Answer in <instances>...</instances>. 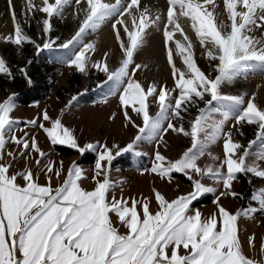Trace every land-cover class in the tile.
Wrapping results in <instances>:
<instances>
[{"label":"snow or ice","instance_id":"obj_1","mask_svg":"<svg viewBox=\"0 0 264 264\" xmlns=\"http://www.w3.org/2000/svg\"><path fill=\"white\" fill-rule=\"evenodd\" d=\"M166 5L165 16L153 15L149 7L142 6L141 0H115L114 3L25 0L20 13L24 23H30L37 13L43 14L37 24L41 26L44 39L38 43L24 32L13 0H8L15 30L14 36L5 39L18 47L24 42L31 43L37 51L72 48L69 66L84 74L89 67L104 73V84L111 82V91L119 92L125 120L138 131L123 147L120 144L109 146L106 142L80 146L74 130L66 127L60 118L53 119L47 110L42 117L22 122L12 116L16 108L15 93L0 102V264H258L243 251L238 219L242 215L264 213V188L258 189L252 197L258 207L235 213L227 210L220 198L239 195L233 190L238 174L264 178V105L258 102L256 92L250 96L248 93L226 95L222 85L232 82L257 63L264 68V0H166ZM69 7L78 20V29L57 45L60 38L51 37V21L54 16L63 18ZM125 15L130 17L131 25L124 19ZM180 16L190 20L211 72L206 74L198 66L193 42L177 22ZM162 20L165 21L162 35L166 59L174 79L171 89L155 82L145 87L136 78L137 72L147 65L136 63L134 56L144 46L147 30L152 27L161 30ZM109 21L122 50V59L115 68L110 67L107 52L102 60L89 63L96 45L85 42L88 32L99 30ZM177 31L183 35V42L174 40ZM174 52L181 58L183 68L176 66ZM19 72L28 77L26 68H20ZM0 74L13 75L3 57H0ZM27 82L31 84V79ZM149 97L158 105L154 115L149 112ZM77 99L74 95L67 107ZM217 101L231 102L238 107V113L232 116L224 112L216 119L218 110L212 105ZM190 107H196L197 114L186 130L183 123L177 126L173 121L182 122V113L188 112ZM129 109L142 118V126L135 123ZM229 120H234L232 128H237L241 136L244 133L240 129L244 125L255 126V138L247 145L235 139L232 128L225 130ZM21 123L42 129L52 145H69L81 154L87 150L96 152L91 177L94 188L89 191L81 186L82 179L87 177L75 162L67 169L62 182L53 187V178L59 179L64 172L63 161L59 162V167L55 161L42 163L48 153L39 147L35 135L30 136L27 131L20 137L15 134ZM169 130L190 137L191 146L180 158L172 160L159 151L157 143L151 168L144 171L169 182L173 173H182L192 182L193 190L169 200L153 189L158 206L155 212L150 208L149 198L121 196L117 199L113 195L109 200V192L115 188L110 179L113 161L129 152L143 155L138 150L141 142L163 141ZM218 141L223 144L222 157L208 152ZM258 143L259 151L253 152ZM9 144H14L18 152L6 151ZM206 153L213 162L219 163L201 167L198 161ZM33 154H36V168L46 178L43 185L31 167L10 172L14 162H18L17 155L27 165ZM205 178L223 188L214 199L217 212L208 217L192 208L193 201L200 196L217 192L216 187L202 182ZM121 227L126 231L122 233ZM254 239V236L248 238L250 247H254ZM261 251L264 252V243Z\"/></svg>","mask_w":264,"mask_h":264},{"label":"rangeland","instance_id":"obj_2","mask_svg":"<svg viewBox=\"0 0 264 264\" xmlns=\"http://www.w3.org/2000/svg\"><path fill=\"white\" fill-rule=\"evenodd\" d=\"M157 3H156V2ZM25 0H13V6L18 18H21V5ZM39 2V0H37ZM105 2L114 3L115 0H105ZM164 2V3H163ZM142 6H147L151 9L152 14L161 13L166 16V0H141ZM148 4V5H147ZM165 4V5H164ZM166 6V7H165ZM42 15L37 13L35 18L30 23H24L21 18L24 32L32 39L41 43L44 39L41 26L37 21L42 19ZM181 18V19H180ZM124 19L131 25V19L125 15ZM161 21L160 29L157 30L152 27L148 30L145 44L141 50L135 54L134 59L136 63L146 64L147 68L137 72L136 78L141 81L145 87L155 82L158 86H166L171 89L174 87V79L171 75V67L166 59V50L163 49L165 57L160 59L157 55H149L148 48L150 41L156 37H163ZM53 27L50 33L51 37H59L57 45L69 39L78 29V20L73 15V8L69 7L65 10L63 18L53 17L51 21ZM178 23L194 46V56L198 66L206 74L211 72V67L204 50L201 48L198 38L196 37L194 29L191 27V22L188 18L180 16ZM188 26L186 27V25ZM185 25V26H184ZM171 28V26H169ZM189 28V29H187ZM111 28V21L105 23L99 30L95 32H88L85 36V42H94L96 51L91 53V62L100 61L104 54L108 53V63L110 67L115 68L119 65L122 59V50L119 48L118 42L114 47H110L102 41L101 30ZM14 23L12 21L8 0H0V57H3L8 63L12 77H7L0 74V102L6 99L9 95L15 93L16 108L14 109L13 118L20 121L32 120L37 117H42L44 110L48 111L49 116L53 119L60 118L62 123L74 130V134L80 146L87 143L99 142L101 145L107 143L109 146L113 144H120L122 147L130 142L137 134V128L128 124L123 115L120 106L119 92L113 93L111 91V82L104 84L106 75L94 68L89 67L87 74L80 73L74 66H69V61L73 56V49H60L54 47L51 50L37 51L35 47L28 42H24L22 46H16L8 42L5 38L9 35L14 36ZM113 32V31H112ZM159 34V35H158ZM257 35L260 33L257 32ZM181 36L183 42V35L180 31L174 33V40ZM151 39V40H150ZM174 46V45H173ZM164 48V45H163ZM78 51V49H76ZM47 53V56H46ZM28 61H31L29 64ZM174 61L177 67L183 68L181 58L174 52ZM36 63V64H35ZM33 64H35L33 67ZM26 68L28 77L20 74L19 69ZM29 68L30 72H29ZM215 75V73H213ZM31 79V84L27 79ZM47 80L49 86L44 91L46 96L42 99L33 100L29 103L21 101V96L27 90H31L36 83ZM25 85V86H24ZM34 89V88H33ZM122 90V89H121ZM222 92L226 95H243L248 93L249 96L257 93V100L264 105V68H261L257 63L241 73L232 82L222 85ZM43 93V92H42ZM78 96V99L67 107L68 102L73 96ZM173 95H176L173 93ZM249 97L246 96L247 100ZM152 97H149V112L154 115L158 111V105L152 102ZM200 107L203 106L201 102ZM212 107L217 109L215 118H221L222 113L229 112L230 115L235 116L238 113V107L234 106L228 101L213 102ZM63 110V111H62ZM113 113L115 118L113 119ZM129 114L137 125L142 126V118L138 117L129 109ZM197 114L196 107H190L188 112L182 113L184 120L173 121L179 126L183 123L185 129L189 127V122ZM46 126H50L48 122H44ZM234 120H229L225 126V130L232 128ZM167 122H165L166 126ZM240 130L244 135H239L237 128H232L235 139L247 145L249 140L255 138L256 128L252 125H244ZM27 131L30 136L35 135L39 147L46 153L47 157L42 163L55 161L56 166L59 167V162L63 161L64 172L59 179L55 177L52 180V186L57 187L65 177L67 169L75 162L83 169L87 178L82 179L81 186L86 190H92L95 186L91 177L94 174V165L97 159V153L87 150L81 154L77 149H73L69 145H52L47 134L42 129L32 127L29 125L25 127L21 123L16 131L18 137L22 136ZM159 143V151L167 158L175 160L180 158L182 153L191 146L190 137H185L182 133H176L169 130L165 135L163 141H144L139 145L138 150L143 155L136 156L133 153H125L117 157L112 165L110 172V179L115 184V188L109 192V200L115 195L117 199L121 196L124 198L135 197L137 199L149 198L151 200L150 208L155 212L158 208L154 200L153 189L159 190L167 199L171 200L175 197L191 192L192 182L182 173H173L172 180L169 182L166 178L161 179L156 174L145 172L144 169H150L154 161V152ZM259 143L252 150L259 151ZM6 151L18 152L14 144L6 146ZM208 152L212 155L223 156L222 141H218L209 147ZM30 158L25 164V160L17 155L18 162H14V166L10 169L11 173L24 170L25 167H31L34 174L38 176V182L42 185L46 183V178L43 173L36 168L34 157ZM6 159H10L7 158ZM251 162V161H249ZM201 167L208 164H218L219 161L213 162L211 157L206 153L198 161ZM264 166V165H262ZM198 178V177H197ZM19 179V178H18ZM23 184V181H19ZM205 185L214 186L217 188L216 193H206L193 201L192 208L199 209L204 217H208L217 212V206L214 203L215 196L223 191L222 185L215 184L213 180L205 178L202 181ZM264 188V178L255 177L252 174L244 175L238 174V178L233 182V190L239 193L235 198L225 195L220 198V203L230 212L235 213L240 210L248 209L249 207H258V203L252 199L257 190ZM130 203V201H129ZM114 222L116 217L113 216ZM239 235L241 238L243 251L252 259L258 261V264L264 262V252L261 251V245L264 243V213H256L247 217L241 216L238 219ZM123 233L126 231L120 228ZM254 236V247L248 244V238Z\"/></svg>","mask_w":264,"mask_h":264},{"label":"bare ground","instance_id":"obj_3","mask_svg":"<svg viewBox=\"0 0 264 264\" xmlns=\"http://www.w3.org/2000/svg\"><path fill=\"white\" fill-rule=\"evenodd\" d=\"M149 1H152V0H148V3ZM156 2V1H155ZM157 3V2H156ZM164 3V2H163ZM148 5V4H147ZM165 5V4H164ZM144 6V5H143ZM166 7V6H165ZM181 19V18H180ZM178 22V21H177ZM185 26V25H184ZM188 26V24L186 25V27ZM189 27V26H188ZM189 29V28H187ZM149 31L151 30H147V32L149 33ZM101 38H102V41L107 44L108 46L110 47H114V45H116L117 41L115 39V36H114V33L109 30V29H105V30H101ZM159 35V34H158ZM147 37H150L147 36ZM178 37V39L180 40L181 39V36H176ZM151 40V39H150ZM150 45H149V50H148V54L151 55H157L160 59H163V57H165V54H163V49H165V47L163 48V45H164V38L161 36L160 37H156V38H153L152 41H150Z\"/></svg>","mask_w":264,"mask_h":264},{"label":"trees","instance_id":"obj_4","mask_svg":"<svg viewBox=\"0 0 264 264\" xmlns=\"http://www.w3.org/2000/svg\"><path fill=\"white\" fill-rule=\"evenodd\" d=\"M35 64H33L30 67H33ZM30 69L31 68L28 69L29 72H30ZM47 86H49V82L47 80H43V81L36 83V86L33 87L34 89L32 88L30 91L27 90L26 92H24L22 94L21 101H23L25 103H29L33 100H38V99L44 98L46 96V94L44 93L43 90H45L47 88Z\"/></svg>","mask_w":264,"mask_h":264}]
</instances>
